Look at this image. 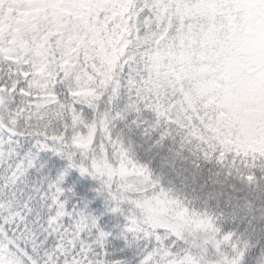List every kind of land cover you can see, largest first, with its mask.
<instances>
[{"label": "snow or ice", "instance_id": "1", "mask_svg": "<svg viewBox=\"0 0 264 264\" xmlns=\"http://www.w3.org/2000/svg\"><path fill=\"white\" fill-rule=\"evenodd\" d=\"M0 264H264V0H0Z\"/></svg>", "mask_w": 264, "mask_h": 264}]
</instances>
